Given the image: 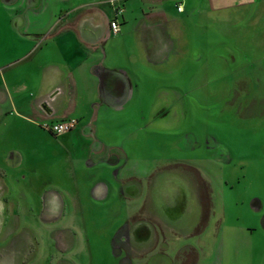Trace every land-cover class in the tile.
<instances>
[{
  "label": "rangeland",
  "instance_id": "rangeland-1",
  "mask_svg": "<svg viewBox=\"0 0 264 264\" xmlns=\"http://www.w3.org/2000/svg\"><path fill=\"white\" fill-rule=\"evenodd\" d=\"M86 2L137 88L62 136L9 115L0 264H264V0Z\"/></svg>",
  "mask_w": 264,
  "mask_h": 264
},
{
  "label": "crops",
  "instance_id": "crops-1",
  "mask_svg": "<svg viewBox=\"0 0 264 264\" xmlns=\"http://www.w3.org/2000/svg\"><path fill=\"white\" fill-rule=\"evenodd\" d=\"M85 2L75 7L71 0H0L1 130L9 128L11 113L23 120L61 121L81 106L96 105L99 97L117 103L135 93L132 59L121 61L111 52L114 63L107 64L108 50H117L107 41L121 38L110 30L112 10H89Z\"/></svg>",
  "mask_w": 264,
  "mask_h": 264
},
{
  "label": "built area",
  "instance_id": "built-area-1",
  "mask_svg": "<svg viewBox=\"0 0 264 264\" xmlns=\"http://www.w3.org/2000/svg\"><path fill=\"white\" fill-rule=\"evenodd\" d=\"M183 9L184 6L180 4L178 7V11L183 12ZM110 30L114 36L118 35L121 32V26L117 18L110 22ZM78 126L79 121L74 118L61 121L44 122L42 124V127L54 136L65 135L75 130Z\"/></svg>",
  "mask_w": 264,
  "mask_h": 264
},
{
  "label": "water",
  "instance_id": "water-1",
  "mask_svg": "<svg viewBox=\"0 0 264 264\" xmlns=\"http://www.w3.org/2000/svg\"><path fill=\"white\" fill-rule=\"evenodd\" d=\"M42 108L47 112V114H51V110H50V108H49L47 103H44L42 105Z\"/></svg>",
  "mask_w": 264,
  "mask_h": 264
}]
</instances>
